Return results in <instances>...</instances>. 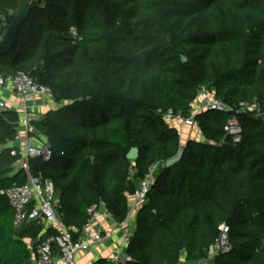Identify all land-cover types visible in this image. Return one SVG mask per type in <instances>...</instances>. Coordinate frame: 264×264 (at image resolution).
I'll use <instances>...</instances> for the list:
<instances>
[{
    "label": "trees",
    "instance_id": "1",
    "mask_svg": "<svg viewBox=\"0 0 264 264\" xmlns=\"http://www.w3.org/2000/svg\"><path fill=\"white\" fill-rule=\"evenodd\" d=\"M19 1L0 0V13ZM28 2L0 70L29 74L60 104L32 120L29 134L52 151L48 161L31 160L30 173L52 180L63 224L80 230L100 204L123 221L128 196L153 169L119 264H264V0ZM201 87L229 107L256 102L263 116L238 114L235 143L223 130L226 112L197 114L204 140H187L167 166L181 138L164 115L188 117ZM18 120L16 111L0 110V264H31L26 240L43 229L33 221L15 227L1 193L26 180L21 170L11 174L7 147ZM131 147L136 160L126 158ZM221 225L230 249L209 258Z\"/></svg>",
    "mask_w": 264,
    "mask_h": 264
},
{
    "label": "built area",
    "instance_id": "2",
    "mask_svg": "<svg viewBox=\"0 0 264 264\" xmlns=\"http://www.w3.org/2000/svg\"><path fill=\"white\" fill-rule=\"evenodd\" d=\"M13 14L14 11L12 10H9L7 14L0 13V39L8 26L7 17ZM69 34L74 39L78 37L74 27L69 29ZM7 87L22 101L18 130L7 147L10 155L15 157L12 171H23L26 174V180L24 182L14 181L10 186L2 189L1 193L6 196L13 209L15 227H20L30 221L43 226L33 249L32 264H57V260H60L62 264H73L75 256L79 252L90 250L107 239L108 234L105 233L104 227L99 221L103 218L114 221V217L100 204L93 205L88 209L89 218L80 230L74 226L63 224L57 210L56 190L52 180L30 173L31 160L41 158L48 161L52 156V151L47 143L30 135L29 132L31 121L34 120L32 113L35 107L53 101V92L50 87L36 82L27 73L17 72L5 75L0 70V89ZM6 109H9L7 102L0 95V110ZM207 110L227 113L223 130L225 135L235 143L240 141L242 135V126L238 114L250 112L256 117L263 116L256 102L241 104L238 108L229 107L225 102L218 99L213 91L201 87L191 102L188 117L169 111L164 115V119L167 123L174 120L182 124H192L197 137L202 141L205 137L195 120V116ZM262 120L264 122V116ZM152 171L153 169L139 181L138 187L130 195L132 205H129L127 217L123 221L116 222L114 231L120 235L122 245L114 248L109 259L111 264H119L128 258L126 248L134 231L129 223V215L131 211L139 209L144 202L145 195L153 180ZM219 231L220 234L213 246L212 255L230 249L227 241L229 228L226 225H221ZM212 255H209V258ZM199 264H208V259L199 261Z\"/></svg>",
    "mask_w": 264,
    "mask_h": 264
},
{
    "label": "crops",
    "instance_id": "3",
    "mask_svg": "<svg viewBox=\"0 0 264 264\" xmlns=\"http://www.w3.org/2000/svg\"><path fill=\"white\" fill-rule=\"evenodd\" d=\"M0 95L6 100L9 109L16 111L20 117L21 106H22V101L20 100V98H18L9 87L0 89ZM49 103L50 102L37 105L34 111H38L41 113H43V111L44 112L48 111L49 110L48 106L52 105ZM50 109H53L52 106L50 107ZM30 131H34V130L30 129ZM14 173H16V171L11 172V174H14ZM128 201H129V205L131 206L132 201H131L130 195L128 196ZM137 209L131 211L129 215V223L133 228H135V225H136ZM99 222H101V224L103 225L105 233L108 234L107 239L104 240L103 243L92 247L90 250L79 252L75 256L73 264H94L99 259H105L106 261L109 262V259L113 253L114 248H117L122 245V240H121L120 235L114 231V227L117 221L115 219L114 221H110V220L103 218ZM26 241L29 244L31 243V241H29L28 239ZM34 246H31V245L29 246L31 261L33 259L32 255H33ZM57 264H62V263L60 262V260H57ZM179 264H199V262H190L182 258Z\"/></svg>",
    "mask_w": 264,
    "mask_h": 264
},
{
    "label": "water",
    "instance_id": "4",
    "mask_svg": "<svg viewBox=\"0 0 264 264\" xmlns=\"http://www.w3.org/2000/svg\"><path fill=\"white\" fill-rule=\"evenodd\" d=\"M28 0H20L19 1V5L16 8V10L14 11L13 14V19L11 21V23L8 24L6 31L4 33V35L2 36L1 40H0V55L6 54L10 51V49L12 48L15 39H16V35H17V31L19 26L27 19L28 17ZM183 60H185V58H183ZM70 104L73 103V101L69 102ZM182 152H183V147L181 146L177 152V154L173 157L170 158L166 161V165L170 166L172 164H174L175 162H177L181 156H182ZM139 155V150L137 147H131L129 149V151L126 154V158L129 160H136L138 158ZM37 238L33 239L30 243L31 246H34L37 243ZM214 251L213 246L210 247L209 249V255H212Z\"/></svg>",
    "mask_w": 264,
    "mask_h": 264
},
{
    "label": "rangeland",
    "instance_id": "5",
    "mask_svg": "<svg viewBox=\"0 0 264 264\" xmlns=\"http://www.w3.org/2000/svg\"><path fill=\"white\" fill-rule=\"evenodd\" d=\"M49 104H52L51 106L53 109L60 106V104L56 103L54 100L50 101ZM51 106H48L49 107L48 109H50ZM43 113H44V111H43ZM41 114H42L41 112L33 111L32 119H37ZM168 124L172 127H175L177 129V131L179 132L180 138H181V146H183L184 143L189 139L199 140L196 132L194 131V127L192 124H189V123L182 124L181 122L174 121V120L170 121ZM31 127H30V129L33 130L32 129L33 127L32 128ZM33 142H35V141H33Z\"/></svg>",
    "mask_w": 264,
    "mask_h": 264
}]
</instances>
